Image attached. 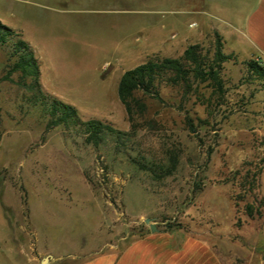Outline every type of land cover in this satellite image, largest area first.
I'll list each match as a JSON object with an SVG mask.
<instances>
[{
    "label": "rangeland",
    "instance_id": "1",
    "mask_svg": "<svg viewBox=\"0 0 264 264\" xmlns=\"http://www.w3.org/2000/svg\"><path fill=\"white\" fill-rule=\"evenodd\" d=\"M252 3L0 0V21L29 43L49 94L81 121L128 134L95 145L82 124L47 127V112L17 83V56L0 46V194L15 212L23 207V229L0 224V264H40L49 253L48 264H76L99 249L101 226L119 251L175 232L209 237L226 264H264V78L233 58L219 85L166 80L157 95L139 93L146 110L131 118L117 94L122 73L181 57L204 22L234 23ZM215 38L195 44L209 62Z\"/></svg>",
    "mask_w": 264,
    "mask_h": 264
},
{
    "label": "trees",
    "instance_id": "2",
    "mask_svg": "<svg viewBox=\"0 0 264 264\" xmlns=\"http://www.w3.org/2000/svg\"><path fill=\"white\" fill-rule=\"evenodd\" d=\"M0 46L10 51V56H17L13 70L20 72L17 83L27 90L30 99L43 108L49 115L47 127L62 123L82 124L85 127L86 141L95 145L103 142L105 135H113L117 142L124 141L127 132L114 128L111 124L97 119L81 121L77 109L55 96L45 92L39 80V63L30 45L21 35L0 21ZM235 58L223 52V44L218 35L215 38V49L212 61L203 59L198 45H189L179 58L148 59L146 62L125 71L117 85L119 100L131 118L146 110V103L139 93L157 95L162 81L182 84L191 88L194 81H213L219 85L221 64ZM252 73L264 78V66L261 62L250 60L245 62ZM191 126V123H189ZM251 214V209L249 210Z\"/></svg>",
    "mask_w": 264,
    "mask_h": 264
},
{
    "label": "crops",
    "instance_id": "3",
    "mask_svg": "<svg viewBox=\"0 0 264 264\" xmlns=\"http://www.w3.org/2000/svg\"><path fill=\"white\" fill-rule=\"evenodd\" d=\"M207 1L209 2V0ZM207 16L211 17L213 15L207 10ZM225 20L221 21L222 24L204 22L198 31L199 41L197 43H188L182 49L185 50L189 45L199 44L204 38L218 35L223 44V51L226 48L228 49V52L224 51L225 53L232 54L241 61L256 60L264 66V0H253L251 6L247 8L238 21L233 23L227 19ZM192 24L196 23H190L189 26ZM39 80L43 90L49 93L41 82V73ZM3 197L4 195L0 194V224L6 228H12V230H14L13 227H16V225L23 229V207L20 206L19 212H15L12 205L7 204ZM8 211H11L10 215ZM25 211L27 222L29 221L34 227L28 214V207H26ZM16 218H20L21 224L16 223L18 222ZM100 229H102L103 238L97 244L96 248L99 249L95 250L94 255L76 264H226L225 257L221 252L217 251L215 243L209 237L175 232L147 234L129 241L119 251L114 249L117 244L109 241V236L107 231L103 230V226ZM5 238L7 241L12 238V241L19 246H23L22 241L14 237L13 234L7 233ZM106 244L110 248L106 251H101L100 249ZM38 249L48 252V250L43 248ZM17 251L16 254L19 255L22 250ZM49 255L51 254L49 253ZM34 259L36 257L31 258V262Z\"/></svg>",
    "mask_w": 264,
    "mask_h": 264
},
{
    "label": "water",
    "instance_id": "4",
    "mask_svg": "<svg viewBox=\"0 0 264 264\" xmlns=\"http://www.w3.org/2000/svg\"><path fill=\"white\" fill-rule=\"evenodd\" d=\"M146 221H149V220L147 219ZM150 228H151V230H155V229H156V227H155L154 224H151V225H150ZM50 257H51V255H49V254L44 255V256L41 258V260H40V264H48Z\"/></svg>",
    "mask_w": 264,
    "mask_h": 264
}]
</instances>
